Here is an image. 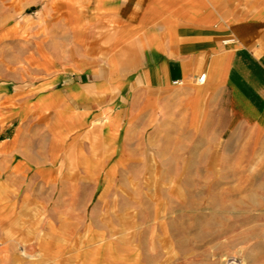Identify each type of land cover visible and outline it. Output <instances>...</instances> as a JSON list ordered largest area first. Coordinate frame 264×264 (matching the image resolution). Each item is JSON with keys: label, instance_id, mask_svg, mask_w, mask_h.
I'll return each instance as SVG.
<instances>
[{"label": "crops", "instance_id": "1", "mask_svg": "<svg viewBox=\"0 0 264 264\" xmlns=\"http://www.w3.org/2000/svg\"><path fill=\"white\" fill-rule=\"evenodd\" d=\"M42 1L26 51L34 83L4 95L0 240L34 241L36 255L71 264L99 224L95 194L138 183L130 146L154 124H179L180 144L195 132L226 155L264 150V0Z\"/></svg>", "mask_w": 264, "mask_h": 264}, {"label": "rangeland", "instance_id": "2", "mask_svg": "<svg viewBox=\"0 0 264 264\" xmlns=\"http://www.w3.org/2000/svg\"><path fill=\"white\" fill-rule=\"evenodd\" d=\"M45 2L0 0V124L9 108L4 95L34 83L26 51H34L45 20L37 9ZM179 129L154 124L130 146L140 159L138 183L95 194L99 224L86 226L88 237L74 245L71 264H264V150L243 144L226 155L223 145L204 144L190 131L187 144H180ZM9 131L0 129V139ZM115 204L123 209H112ZM116 213L122 223L107 224ZM34 244L0 240V264H53L35 254ZM81 250L92 255L80 256Z\"/></svg>", "mask_w": 264, "mask_h": 264}, {"label": "built area", "instance_id": "3", "mask_svg": "<svg viewBox=\"0 0 264 264\" xmlns=\"http://www.w3.org/2000/svg\"><path fill=\"white\" fill-rule=\"evenodd\" d=\"M205 80V76H200L198 79L195 80V82L199 85L203 84ZM176 85H178V83H176Z\"/></svg>", "mask_w": 264, "mask_h": 264}]
</instances>
